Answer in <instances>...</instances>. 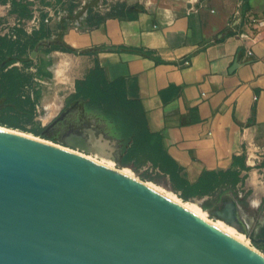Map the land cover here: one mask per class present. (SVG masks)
I'll return each instance as SVG.
<instances>
[{
  "label": "crops",
  "instance_id": "0c3cea01",
  "mask_svg": "<svg viewBox=\"0 0 264 264\" xmlns=\"http://www.w3.org/2000/svg\"><path fill=\"white\" fill-rule=\"evenodd\" d=\"M97 16L64 37L82 54L67 71H77L73 80L52 71L68 89L58 111L96 65L107 82L120 80L157 136L155 156L140 160L181 201L201 202L247 247L245 237L263 249L264 31L252 44L238 36L248 16H264V0H115Z\"/></svg>",
  "mask_w": 264,
  "mask_h": 264
},
{
  "label": "water",
  "instance_id": "95a60500",
  "mask_svg": "<svg viewBox=\"0 0 264 264\" xmlns=\"http://www.w3.org/2000/svg\"><path fill=\"white\" fill-rule=\"evenodd\" d=\"M0 264H264L143 183L0 130Z\"/></svg>",
  "mask_w": 264,
  "mask_h": 264
},
{
  "label": "rangeland",
  "instance_id": "374dc122",
  "mask_svg": "<svg viewBox=\"0 0 264 264\" xmlns=\"http://www.w3.org/2000/svg\"><path fill=\"white\" fill-rule=\"evenodd\" d=\"M114 2L0 0V127L73 151L117 173L126 172L128 178L158 190L185 209L192 207L198 216L234 235L233 230L201 209V202L181 201L168 179L141 161L134 149L129 153L126 142L106 137L93 120L83 119L80 104L63 113L58 111L68 89L64 88L66 80H53V72L61 80L64 75L73 80L77 71L71 75L67 71L82 54L67 46L66 33L90 29L103 19L97 16L98 11ZM245 238L250 249L264 257V248ZM239 239L242 240L240 236Z\"/></svg>",
  "mask_w": 264,
  "mask_h": 264
},
{
  "label": "trees",
  "instance_id": "16d2710c",
  "mask_svg": "<svg viewBox=\"0 0 264 264\" xmlns=\"http://www.w3.org/2000/svg\"><path fill=\"white\" fill-rule=\"evenodd\" d=\"M74 104L81 105L83 119L100 126L101 134L126 142L129 153L134 149L136 156H155L151 147L157 136L148 132L140 104L126 98L120 80L107 82L97 65L84 79L75 81L74 92L66 98L61 112Z\"/></svg>",
  "mask_w": 264,
  "mask_h": 264
},
{
  "label": "bare ground",
  "instance_id": "6f19581e",
  "mask_svg": "<svg viewBox=\"0 0 264 264\" xmlns=\"http://www.w3.org/2000/svg\"><path fill=\"white\" fill-rule=\"evenodd\" d=\"M0 130H2V131H6V132H10V133H13V134H15V135H18V136H21V137H23V138H26V139H29V140H32V141H35V142H38V143H41V144H44V145H47V146H50V147H53V148H56V149H58V150H61V151H64V152H66V153H70V154H73V155H76V156H79V157H82V158H85V159H87V160H89L87 157H84V156H82V155H79V154H77V153H75V152H73V151H70V150H66V149H63V148H61V147H58V146H56V145H53L52 143H49V142H47V141H43V140H39V139H37V138H34V137H32V136H28V135H24V134H21V133H17V132H15V131H13V130H9V129H5V128H2V127H0ZM89 161H91V160H89ZM93 162V161H92ZM96 163V162H95ZM97 164V163H96ZM98 165H100V164H98ZM109 169V168H108ZM113 171V170H112ZM115 172V171H114ZM117 173V172H116ZM118 174H121V173H118ZM121 175H123V176H125V174H121ZM127 177V176H126ZM132 179V178H131ZM134 180V179H133ZM149 188V187H148ZM153 190V189H152ZM154 191V190H153ZM155 192H157V191H155ZM158 193V192H157ZM160 194V193H159ZM162 195V194H161ZM163 196V195H162ZM165 197V196H164ZM166 199H168L167 197H165ZM169 201H171L170 199H168ZM171 202H173V201H171ZM174 204H176V205H178V206H180L181 208H183L184 210H186L187 212H189V213H191L192 215H194V216H196L197 218H199V219H201V220H203V221H205L206 223H208V224H210V225H212L213 227H215V228H217L218 230H220V231H222V232H224L225 234H227V235H229L230 237H232V238H234L236 241H238L239 243H241L242 245H244L246 248H248L250 251H252L253 253H255V251H253V250H251L249 247H247L242 241H240L237 237H235L234 235H232V234H230V233H228L226 230H224L223 228H221V227H219V226H217L215 223H211V222H209V221H207L205 218H202V217H200V216H198L197 214H196V210H194V209H192V208H187V209H185L183 206H181V205H179V204H177V203H175V202H173ZM193 210V211H192ZM190 211H192V212H190ZM256 254V253H255ZM259 255V254H258ZM261 257H263V256H261ZM264 258V257H263Z\"/></svg>",
  "mask_w": 264,
  "mask_h": 264
},
{
  "label": "built area",
  "instance_id": "2783aa9c",
  "mask_svg": "<svg viewBox=\"0 0 264 264\" xmlns=\"http://www.w3.org/2000/svg\"><path fill=\"white\" fill-rule=\"evenodd\" d=\"M246 26L249 28V32L240 33L238 36L243 43H254L256 38L264 31V16L255 17L248 16L246 19ZM247 54L250 55L251 52L247 51Z\"/></svg>",
  "mask_w": 264,
  "mask_h": 264
}]
</instances>
